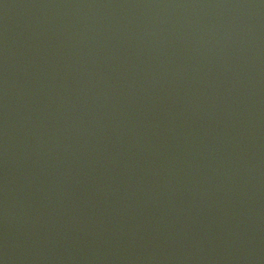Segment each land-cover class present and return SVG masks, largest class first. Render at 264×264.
<instances>
[{
	"label": "water",
	"instance_id": "1",
	"mask_svg": "<svg viewBox=\"0 0 264 264\" xmlns=\"http://www.w3.org/2000/svg\"><path fill=\"white\" fill-rule=\"evenodd\" d=\"M0 264H264V0H0Z\"/></svg>",
	"mask_w": 264,
	"mask_h": 264
}]
</instances>
